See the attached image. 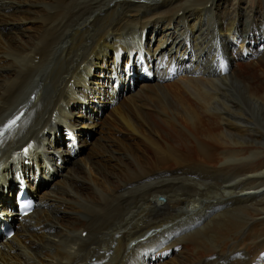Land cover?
<instances>
[{"label":"bare ground","instance_id":"obj_1","mask_svg":"<svg viewBox=\"0 0 264 264\" xmlns=\"http://www.w3.org/2000/svg\"><path fill=\"white\" fill-rule=\"evenodd\" d=\"M262 1L0 0V264H264Z\"/></svg>","mask_w":264,"mask_h":264},{"label":"rangeland","instance_id":"obj_2","mask_svg":"<svg viewBox=\"0 0 264 264\" xmlns=\"http://www.w3.org/2000/svg\"><path fill=\"white\" fill-rule=\"evenodd\" d=\"M248 1V0H247ZM247 1L246 2H243V1H240L239 2V0L238 1H233V0H229V7L230 8H233V7H239V6H241V7H246L247 6ZM236 2V3H235ZM261 2L263 3V1L261 0ZM233 3H235V4H233ZM256 3V2H255ZM208 6V5H207ZM255 6H256V4H254L253 5V8L251 9V8H248V10H247V8H246V10L247 11H251V10H253L254 11V8H255ZM209 8V7H208ZM39 9V8H38ZM255 12V11H254ZM258 12H260V7L258 8ZM264 12V11H263ZM241 13H242V11H241ZM253 13V12H252ZM255 14V13H254ZM241 15H244V13H242ZM260 23H258V25H259ZM148 42L150 41L149 39L147 40ZM150 43V42H149ZM155 45L153 44V45H151V47H154ZM245 63H240V65H238V64H236V65H234V68H237L238 66H240V67H238V68H242L243 70V73L241 74V75H243L244 77H249V72H246L244 69H247V67L245 66L244 68L242 67L243 65H244ZM238 68L236 69V70H238ZM48 72H46L45 73V75H43V78L41 79V80H37L36 82H32V84H30L29 85V87L26 89V92H25V94H26V96H29V95H27L28 93H30L33 89H40V91H41V95L43 96V98H45V99H48L49 97H51L52 95V93H53V90L51 91V89H52V87L50 86V84L49 83H47L46 81H47V79L49 78V70H47ZM48 73V74H47ZM225 73H227L226 72V70H225ZM232 73V72H231ZM146 83V82H145ZM45 85V86H44ZM32 87V88H31ZM138 90H139V88L137 87V86H135V88H134V92L135 91H137L138 92ZM30 91V92H29ZM232 95L234 96V97H236V95H235V92H232ZM49 96V97H48ZM100 103H103V105L106 103L107 104V101L105 100V101H99ZM155 107V106H154ZM103 112H106V113H108L109 111H108V109L105 107V109H103ZM159 113L161 114V111H159ZM162 115V114H161ZM101 118V116L99 117V115H97V119H100ZM77 119H79V118H77ZM87 131V130H86ZM96 136H101V135H96ZM95 136V137H96ZM57 138L59 139V140H61V142H62V144H63V146H64V139H63V137H62V134L61 133H58L57 134ZM91 138H92V133H91ZM108 147H111V146H108ZM253 148V147H252ZM253 149H255V148H253ZM257 159V160H256ZM262 159L264 160V152H263V154H260L259 156H257L256 158H251V161L254 163V164H256L257 166H259L260 165V162L259 161H262ZM60 166V165H59ZM57 180H60V178L59 179H57ZM42 189H44V188H42ZM111 195V196H110ZM109 195V197L110 198H112V194H110ZM261 199L259 200V201H257V202H255V204L257 205V204H260V203H262L263 201H264V197H260ZM164 198H162V200L161 199H157L158 200V203L160 204V205H162V203H165L166 201H164L163 200ZM161 200V201H160ZM164 201V202H163ZM230 201V200H229ZM224 202H226V201H224ZM227 204H229V202L227 203ZM160 205H158V207L159 208H161L160 207ZM100 206H101V203H100ZM226 205H224V207L222 206V208L224 209V208H227V207H225ZM215 208V209H214ZM214 208H204L205 209V211H206V213L204 214V216L205 217H208V218H210L211 216H214V215H216V212L218 211V208H219V206H216V207H214ZM210 209L213 211H210ZM216 211V212H215ZM199 212V211H198ZM209 213V214H208ZM218 213V212H217ZM207 214V215H206ZM212 214H214V215H212ZM210 216V217H209ZM195 221L193 222V223H189V224H187V228L189 229L190 227H192L193 225H195V224H197V223H199V221H201L202 219H194ZM87 223V222H86ZM191 224H193V225H191ZM185 225L186 224H183V226H184V228H183V226L182 227H180V228H182L180 231L178 230L177 232L178 233H181V232H185V230H187V228L185 227ZM171 226V224L168 226V227H170ZM197 225H195V226H193L192 228H195ZM192 228H191V230H192ZM84 237V236H83ZM236 252V251H235ZM235 252H233V253H228L229 255L226 257L227 258V260H223V262L224 263H226L227 261H228V259L230 258V260L235 256ZM182 253L184 254V256H186L187 255V251H182ZM183 254L181 255V257H179V258H174V262H173V264H178V263H180L181 262V258H183L182 256H183ZM231 256V257H230ZM233 256V257H232ZM173 260V259H172ZM172 260H169V263L168 264H171V262H172ZM229 260V261H230ZM222 262V261H221ZM254 263V262H253ZM252 263V264H253ZM195 264H197V262L195 263Z\"/></svg>","mask_w":264,"mask_h":264}]
</instances>
